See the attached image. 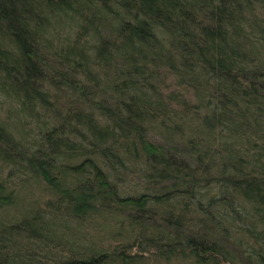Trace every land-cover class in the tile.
<instances>
[{"label":"trees","instance_id":"16d2710c","mask_svg":"<svg viewBox=\"0 0 264 264\" xmlns=\"http://www.w3.org/2000/svg\"><path fill=\"white\" fill-rule=\"evenodd\" d=\"M0 264H264V0H0Z\"/></svg>","mask_w":264,"mask_h":264},{"label":"rangeland","instance_id":"374dc122","mask_svg":"<svg viewBox=\"0 0 264 264\" xmlns=\"http://www.w3.org/2000/svg\"><path fill=\"white\" fill-rule=\"evenodd\" d=\"M34 190H35V192L37 193V195L42 196V195L39 194V192L37 191V188H36V187H34ZM42 194H43V193H42ZM37 195H35V196L32 197V199H33L34 201L39 200V197H38ZM36 196H37V197H36ZM40 198L42 199L43 197H40ZM72 241H73V240H72Z\"/></svg>","mask_w":264,"mask_h":264}]
</instances>
